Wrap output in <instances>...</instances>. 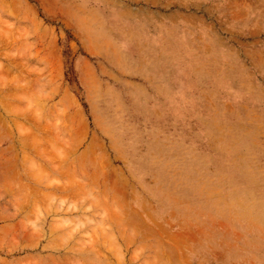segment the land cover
<instances>
[{
  "label": "rangeland",
  "instance_id": "1",
  "mask_svg": "<svg viewBox=\"0 0 264 264\" xmlns=\"http://www.w3.org/2000/svg\"><path fill=\"white\" fill-rule=\"evenodd\" d=\"M0 264H264V0H0Z\"/></svg>",
  "mask_w": 264,
  "mask_h": 264
},
{
  "label": "bare ground",
  "instance_id": "2",
  "mask_svg": "<svg viewBox=\"0 0 264 264\" xmlns=\"http://www.w3.org/2000/svg\"><path fill=\"white\" fill-rule=\"evenodd\" d=\"M35 142H36V141H35ZM25 161H26V160H25ZM74 182H75V181H74ZM78 182H79V181H78ZM72 184H73V183H72ZM86 184H87V183H86ZM64 185H65V184H64ZM82 185H83V184H82ZM61 186H62V185H61ZM72 186H73V185H72ZM80 187H81V185H80ZM77 188H79V187H77ZM31 189H32V188H31ZM60 190H61V189H60ZM31 191H32V190H31ZM29 192H30V191H29ZM32 192H33V191H32ZM34 193H35V192H34ZM39 193H40V192H39ZM37 194H38V192H37ZM37 194H36V195H37ZM38 195H39V194H38ZM44 195H45V194H44ZM44 195H43V199H44ZM45 196H46V195H45ZM52 196H53V195H52ZM47 197H48V196H47ZM43 199H42V200H43ZM107 234H108V233H107ZM113 243H114V241H113ZM108 244H110V243H108ZM90 252H91V251H90ZM94 252H95V251H94ZM99 256H100V255H99ZM93 257H94V256H93ZM93 257H92V258H93ZM96 257H98V256H96ZM88 261H90V260H88ZM93 261H94V260H93Z\"/></svg>",
  "mask_w": 264,
  "mask_h": 264
}]
</instances>
